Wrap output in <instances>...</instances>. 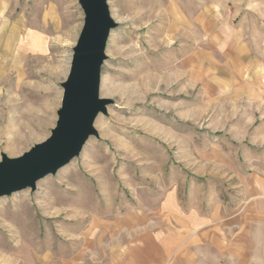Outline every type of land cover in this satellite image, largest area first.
Wrapping results in <instances>:
<instances>
[{
  "label": "rangeland",
  "instance_id": "374dc122",
  "mask_svg": "<svg viewBox=\"0 0 264 264\" xmlns=\"http://www.w3.org/2000/svg\"><path fill=\"white\" fill-rule=\"evenodd\" d=\"M107 3L117 26L99 92L112 103L77 157L0 198V264H125L119 252L135 238L207 195L244 207L264 148V0ZM82 25L77 0L0 8V160L50 135ZM242 260L175 253L149 264Z\"/></svg>",
  "mask_w": 264,
  "mask_h": 264
},
{
  "label": "water",
  "instance_id": "95a60500",
  "mask_svg": "<svg viewBox=\"0 0 264 264\" xmlns=\"http://www.w3.org/2000/svg\"><path fill=\"white\" fill-rule=\"evenodd\" d=\"M83 25L72 47L69 72L61 82L62 98L50 135L18 157L1 153L0 198L26 189L34 190L41 178L77 157L90 136H97L94 122L107 113L112 99L100 96L101 70L107 59L106 43L117 22L107 0H77Z\"/></svg>",
  "mask_w": 264,
  "mask_h": 264
},
{
  "label": "crops",
  "instance_id": "0c3cea01",
  "mask_svg": "<svg viewBox=\"0 0 264 264\" xmlns=\"http://www.w3.org/2000/svg\"><path fill=\"white\" fill-rule=\"evenodd\" d=\"M6 1L0 0V8ZM261 129L264 145V121ZM259 156L260 162L252 161L251 172L244 179V207L240 212L229 211L216 194L207 195L202 200L207 206H191L188 212H181V219H171L158 232L146 231L135 238L133 245L119 252L125 253L124 263H157L175 253L186 258L194 253L207 254L216 260L218 253H229L241 256V263L243 258L245 264H264V148L258 151Z\"/></svg>",
  "mask_w": 264,
  "mask_h": 264
}]
</instances>
